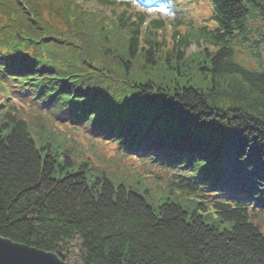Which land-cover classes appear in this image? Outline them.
Listing matches in <instances>:
<instances>
[{
    "label": "trees",
    "instance_id": "obj_1",
    "mask_svg": "<svg viewBox=\"0 0 264 264\" xmlns=\"http://www.w3.org/2000/svg\"><path fill=\"white\" fill-rule=\"evenodd\" d=\"M82 1L0 0V66L18 67L16 74L32 92L22 84V97L51 106L29 113L3 112L0 106V237L71 264H264V235L252 222L264 215L259 204L264 195L209 189L202 176L175 182L182 190L191 188L203 211L232 224L221 231L180 202L167 199L155 208L124 181L115 183L106 173L95 177L92 155L101 157L103 149L90 141L84 151L75 132L91 126L99 138L125 147L147 144V157L157 149L149 155L160 157L156 162L190 169L214 140L202 131L225 122L246 140L245 149L254 147L264 156V120L257 116L264 114L261 43H254L255 70L241 51L253 43L249 31L264 24V0H210L213 29L204 25L196 34L214 49L188 55L189 42L175 34L178 43L166 51L156 49L159 40H145L146 48L143 34L161 23L145 26L146 16L134 14L131 4ZM12 75L5 68L0 80ZM210 96L231 98L236 107L219 110ZM119 97L134 99L124 103ZM112 103L119 111L114 115ZM131 109L142 118L122 126ZM112 125L116 131L109 132ZM148 131L151 138L143 140ZM126 133L134 139L126 141Z\"/></svg>",
    "mask_w": 264,
    "mask_h": 264
},
{
    "label": "rangeland",
    "instance_id": "obj_2",
    "mask_svg": "<svg viewBox=\"0 0 264 264\" xmlns=\"http://www.w3.org/2000/svg\"><path fill=\"white\" fill-rule=\"evenodd\" d=\"M132 1L133 5L137 10L147 11L149 14L150 20L163 18L167 19L172 23H176L175 17L177 13H172L169 11L171 7L168 5H162L161 8L156 5L153 6H143L140 3V0H128ZM200 5V4H199ZM198 6L194 9L196 11ZM190 11H193L190 8H186L180 12V14L188 13V18H190ZM207 13V8L205 4V9L202 11V14ZM183 19V18H182ZM189 22L184 20L183 26L187 29ZM262 38L259 41L261 43L260 56L264 59V30H259ZM200 48L193 44L187 53L198 51ZM252 47H246L245 52L251 50ZM186 53V54H187ZM195 73V70H192ZM189 80V83L193 86L196 85L194 77ZM209 79H205L203 82V88L208 90L211 87V77L212 74H209ZM230 80V79H229ZM237 81V79L235 78ZM183 85H185L186 79H182ZM238 82V81H237ZM182 85V86H183ZM208 95H213L209 93ZM214 96V95H213ZM210 96L211 102L216 101L215 104H212L215 108L219 110H231L236 107L231 98L225 96L214 97L212 99ZM117 101L124 103L128 102L127 97H119ZM116 102V101H115ZM18 103V101H17ZM107 103L104 104L103 110L101 112L106 113ZM113 110L110 112V115L117 114L119 111L117 105L112 103ZM138 109H131L126 113V122L122 126L129 127L134 122H137L142 117L135 118ZM259 118L264 120V114L262 116L257 115ZM225 122H222L221 126L218 128L210 127L202 131L206 136H214V140L209 147L205 148L200 156V164L192 165L187 172H192L194 179L203 177L202 181H205L207 184H204L206 188H212V186H224L229 190L236 191L239 194H249L253 197L262 198L264 195V159L254 147H251L248 152H245L246 140L241 136L240 132L235 130L230 125H223ZM89 132H92L91 127L87 126ZM115 125H112L108 129L109 132L116 131ZM125 135L130 136V133ZM221 142H224V146L219 147ZM108 143V141H104ZM87 150L88 144H86ZM115 145L106 146L104 156H95L93 157V162H91L93 167V172H91L95 177H101L105 173L108 177L115 183L118 181H124L128 186H133L134 188L140 190L144 193L149 201V203L157 208L159 205L167 201V199H172L174 202H180L185 205L187 208L192 211H198L200 214H203L207 218V223L218 226L221 231L232 226L228 222H223L222 220L213 212L203 211L199 205L201 202L197 199L194 194L190 195V188L182 190L177 185L172 184L168 179L161 178L156 176L159 170H166L164 167H157L155 164L146 162L142 160L141 157H138L134 154H128L126 152L122 153V157L119 156L115 150ZM86 150V151H87ZM249 154V155H248ZM108 160L107 164L101 163V160ZM97 169H104L103 172ZM215 176V178H212ZM146 190L150 191V194L146 193ZM253 191H258V193L252 194ZM205 200H202L204 202ZM259 204H264V197ZM264 207V206H263ZM253 224L258 226L264 235V215L253 218ZM71 264V263H70Z\"/></svg>",
    "mask_w": 264,
    "mask_h": 264
},
{
    "label": "water",
    "instance_id": "obj_3",
    "mask_svg": "<svg viewBox=\"0 0 264 264\" xmlns=\"http://www.w3.org/2000/svg\"><path fill=\"white\" fill-rule=\"evenodd\" d=\"M0 264H70L53 253L17 244L0 237Z\"/></svg>",
    "mask_w": 264,
    "mask_h": 264
},
{
    "label": "bare ground",
    "instance_id": "obj_4",
    "mask_svg": "<svg viewBox=\"0 0 264 264\" xmlns=\"http://www.w3.org/2000/svg\"><path fill=\"white\" fill-rule=\"evenodd\" d=\"M136 76H137V75H136ZM140 79L145 80V77L142 76V78H140ZM196 140H197V139H196ZM194 142H195V140H194ZM224 144H225L224 142H221V144L219 145V147L224 146ZM248 151H249V148H246V149H245V152H248ZM257 151H258L259 153H261V154H262V152H263L262 150H258V149H257ZM248 155H249V154H248ZM261 157L264 159V156H263V155H262ZM263 186H264V185H263Z\"/></svg>",
    "mask_w": 264,
    "mask_h": 264
}]
</instances>
